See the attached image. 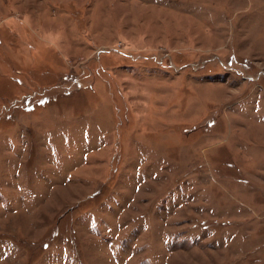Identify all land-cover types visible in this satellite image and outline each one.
<instances>
[{
	"label": "rangeland",
	"instance_id": "obj_1",
	"mask_svg": "<svg viewBox=\"0 0 264 264\" xmlns=\"http://www.w3.org/2000/svg\"><path fill=\"white\" fill-rule=\"evenodd\" d=\"M0 264H264V0H0Z\"/></svg>",
	"mask_w": 264,
	"mask_h": 264
}]
</instances>
